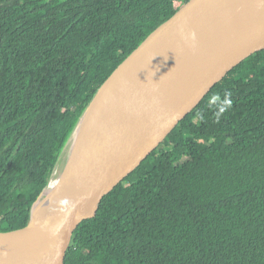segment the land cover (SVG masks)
<instances>
[{"label":"trees","instance_id":"1","mask_svg":"<svg viewBox=\"0 0 264 264\" xmlns=\"http://www.w3.org/2000/svg\"><path fill=\"white\" fill-rule=\"evenodd\" d=\"M176 2L0 0V231L26 226L98 88ZM65 264H264V50L103 199Z\"/></svg>","mask_w":264,"mask_h":264},{"label":"water","instance_id":"2","mask_svg":"<svg viewBox=\"0 0 264 264\" xmlns=\"http://www.w3.org/2000/svg\"><path fill=\"white\" fill-rule=\"evenodd\" d=\"M262 50L264 0L179 4L98 88L26 226L0 231V264H65L79 225L219 82Z\"/></svg>","mask_w":264,"mask_h":264},{"label":"bare ground","instance_id":"3","mask_svg":"<svg viewBox=\"0 0 264 264\" xmlns=\"http://www.w3.org/2000/svg\"><path fill=\"white\" fill-rule=\"evenodd\" d=\"M50 189V188H49ZM48 188L44 191L43 197L41 198V202H44L47 200L50 190Z\"/></svg>","mask_w":264,"mask_h":264},{"label":"rangeland","instance_id":"4","mask_svg":"<svg viewBox=\"0 0 264 264\" xmlns=\"http://www.w3.org/2000/svg\"><path fill=\"white\" fill-rule=\"evenodd\" d=\"M179 3H180V2H179V1H177V2H176V5H179Z\"/></svg>","mask_w":264,"mask_h":264},{"label":"flooded vegetation","instance_id":"5","mask_svg":"<svg viewBox=\"0 0 264 264\" xmlns=\"http://www.w3.org/2000/svg\"><path fill=\"white\" fill-rule=\"evenodd\" d=\"M177 1H178V0H177ZM179 2H180V1H179ZM180 3H181V2H180ZM180 3H179V4H180Z\"/></svg>","mask_w":264,"mask_h":264}]
</instances>
